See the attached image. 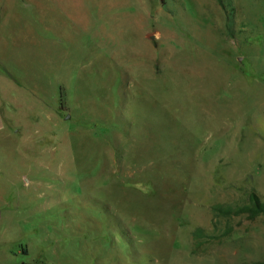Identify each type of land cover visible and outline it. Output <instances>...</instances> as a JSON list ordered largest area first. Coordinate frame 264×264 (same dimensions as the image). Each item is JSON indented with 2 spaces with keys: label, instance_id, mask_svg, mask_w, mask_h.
Returning a JSON list of instances; mask_svg holds the SVG:
<instances>
[{
  "label": "rangeland",
  "instance_id": "rangeland-1",
  "mask_svg": "<svg viewBox=\"0 0 264 264\" xmlns=\"http://www.w3.org/2000/svg\"><path fill=\"white\" fill-rule=\"evenodd\" d=\"M252 194L264 0H0V264H264Z\"/></svg>",
  "mask_w": 264,
  "mask_h": 264
},
{
  "label": "trees",
  "instance_id": "trees-1",
  "mask_svg": "<svg viewBox=\"0 0 264 264\" xmlns=\"http://www.w3.org/2000/svg\"><path fill=\"white\" fill-rule=\"evenodd\" d=\"M249 205H242L239 207H233L231 205H214L211 208V213L214 219H228L232 217H237L240 215H245L247 219H254L258 216L264 215V204L260 203L258 197L255 194H252L250 197ZM232 231V228L227 227L225 231L218 236V238H223L228 236ZM192 237L194 241L201 240H210L215 239L216 237L205 234L201 228H197L192 232Z\"/></svg>",
  "mask_w": 264,
  "mask_h": 264
},
{
  "label": "water",
  "instance_id": "water-1",
  "mask_svg": "<svg viewBox=\"0 0 264 264\" xmlns=\"http://www.w3.org/2000/svg\"><path fill=\"white\" fill-rule=\"evenodd\" d=\"M66 119H68V117Z\"/></svg>",
  "mask_w": 264,
  "mask_h": 264
}]
</instances>
